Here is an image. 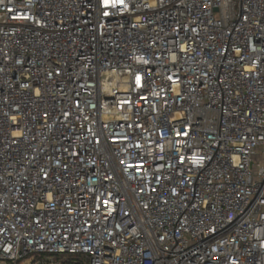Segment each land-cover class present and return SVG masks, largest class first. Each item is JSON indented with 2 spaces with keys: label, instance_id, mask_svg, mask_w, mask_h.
Wrapping results in <instances>:
<instances>
[{
  "label": "built area",
  "instance_id": "1",
  "mask_svg": "<svg viewBox=\"0 0 264 264\" xmlns=\"http://www.w3.org/2000/svg\"><path fill=\"white\" fill-rule=\"evenodd\" d=\"M0 264H264V0H0Z\"/></svg>",
  "mask_w": 264,
  "mask_h": 264
},
{
  "label": "bare ground",
  "instance_id": "2",
  "mask_svg": "<svg viewBox=\"0 0 264 264\" xmlns=\"http://www.w3.org/2000/svg\"><path fill=\"white\" fill-rule=\"evenodd\" d=\"M122 84L123 83L120 80V76H116L115 74L110 75L108 79V85H105L104 88V96L106 97L107 101H112L113 97L116 98L117 105L114 107V109L120 111L119 113L121 115H124L125 111H123V106L125 104V91L124 89H121Z\"/></svg>",
  "mask_w": 264,
  "mask_h": 264
},
{
  "label": "snow or ice",
  "instance_id": "3",
  "mask_svg": "<svg viewBox=\"0 0 264 264\" xmlns=\"http://www.w3.org/2000/svg\"><path fill=\"white\" fill-rule=\"evenodd\" d=\"M107 15V14H106Z\"/></svg>",
  "mask_w": 264,
  "mask_h": 264
}]
</instances>
